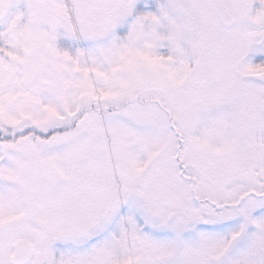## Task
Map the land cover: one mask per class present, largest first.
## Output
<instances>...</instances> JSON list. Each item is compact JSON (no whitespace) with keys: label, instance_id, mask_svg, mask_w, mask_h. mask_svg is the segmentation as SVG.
Here are the masks:
<instances>
[{"label":"snow or ice","instance_id":"6c2138e0","mask_svg":"<svg viewBox=\"0 0 264 264\" xmlns=\"http://www.w3.org/2000/svg\"><path fill=\"white\" fill-rule=\"evenodd\" d=\"M0 264H264V0H0Z\"/></svg>","mask_w":264,"mask_h":264}]
</instances>
